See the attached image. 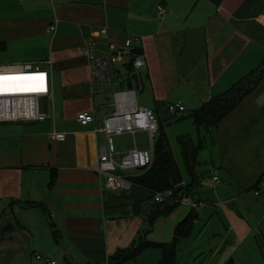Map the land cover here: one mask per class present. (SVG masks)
Returning a JSON list of instances; mask_svg holds the SVG:
<instances>
[{
	"label": "crops",
	"instance_id": "obj_1",
	"mask_svg": "<svg viewBox=\"0 0 264 264\" xmlns=\"http://www.w3.org/2000/svg\"><path fill=\"white\" fill-rule=\"evenodd\" d=\"M159 5L165 10L162 15ZM135 37L141 38L139 48L147 63L140 73V93L147 100L137 99V105L164 120L161 109L182 102L185 112L172 118L179 121L264 62V0H0V71H17L24 65L47 69L53 87L48 119L0 124V225H6V235L13 238L4 243L20 239L19 246L8 249L12 254L5 264H44L36 255L57 264L61 258L66 264V257L72 264H107L110 256L141 236L149 243L170 245L176 227L189 217H194L190 235L176 245L177 264L184 257L201 259L205 251L210 259L200 264L234 262L228 256L216 262L228 241L219 226L224 220L226 233L242 234L227 206L252 191L264 174V83L212 136L210 165L213 178H218L212 192L199 195L198 157L194 177L183 176L177 196L170 192L168 201L177 207L149 229L151 194L132 184L106 190L97 171L98 149L106 147V137L95 134L93 124L82 127L77 122L81 113L103 119L113 111L99 99L102 90L91 87L85 42L92 40L100 56ZM171 122L165 124L166 133ZM58 135L64 141H58ZM114 140L117 161L149 146L144 132L134 139L123 134ZM179 166L183 171V164ZM24 203L37 205L23 208ZM135 204H140L138 213ZM207 228L202 242L209 248L198 243ZM243 239L234 257L247 251L256 258L250 246L241 249L249 238ZM177 252L186 255L179 263ZM161 260V250L148 249L127 264Z\"/></svg>",
	"mask_w": 264,
	"mask_h": 264
},
{
	"label": "built area",
	"instance_id": "obj_2",
	"mask_svg": "<svg viewBox=\"0 0 264 264\" xmlns=\"http://www.w3.org/2000/svg\"><path fill=\"white\" fill-rule=\"evenodd\" d=\"M28 1V0H23ZM157 10L162 15L165 10L158 6ZM54 28H51L53 30ZM101 35L106 31L99 32ZM141 45V38L135 37L125 41L123 47L117 51L96 55L94 43L87 40L84 51L88 59V71L90 84L94 92L101 91L109 86H115L113 95V111L103 119L95 113H81L77 116V122L86 127L94 125V133H103L106 137V147L98 149V174L104 179V188L108 191L122 190L131 183L127 173L136 174L139 170L147 167L152 162L154 141L158 133V119L152 110L137 105V93L139 88L120 89L118 72L123 70L124 64L132 56L131 49ZM127 59V60H126ZM126 60V61H125ZM147 66L146 59L142 54L134 56L133 69L141 78V71ZM0 76L22 78L8 81V88L0 90V124L7 123H35L48 119L53 111V87L51 74L47 69L33 68L24 65L17 71L1 70ZM43 79H39V77ZM142 81V80H141ZM143 84V83H142ZM42 85V88H41ZM39 89V90H34ZM168 114L173 117L185 112L182 102L169 104ZM138 132H144L148 138V150L139 151L134 149L116 160L117 153L113 138L123 134H130L133 139ZM58 141H64L63 135L56 137ZM214 182L218 181L215 176ZM254 196L264 199V175L261 176L254 188ZM171 193H160L154 196L155 203H162L170 199ZM196 208V203L189 204ZM37 260L44 264H57L50 258L36 255Z\"/></svg>",
	"mask_w": 264,
	"mask_h": 264
},
{
	"label": "trees",
	"instance_id": "obj_3",
	"mask_svg": "<svg viewBox=\"0 0 264 264\" xmlns=\"http://www.w3.org/2000/svg\"><path fill=\"white\" fill-rule=\"evenodd\" d=\"M131 52L132 56L130 55V58L124 64L123 70L117 71L120 89H137L143 85L141 78L133 69L134 56L142 54V50L135 47L131 49ZM263 78L264 62L256 70L233 85L226 93L212 98L207 103L203 104L199 110L186 117H189L192 121L199 135V146H195L192 143V139L189 135L177 137L182 164L189 176L194 177V167L197 165L198 152L201 148V144L204 143L200 136L201 131L206 136L211 135L212 139L219 124L231 114L246 97L258 89ZM166 123H168L167 120L163 121L158 119V133L154 141L151 164L128 177V181L132 185L147 190L153 199L156 194L169 193L172 191H174L175 196H177V193L179 194V192H181L179 190L177 191V189L183 184V171L176 161L170 147L165 130ZM186 191L187 190L182 193V197ZM36 205L37 203H24L22 207L31 208ZM149 205L152 206L147 217L149 229L159 217L169 214L177 207L175 203L168 200L162 203L154 202ZM138 209H140V204H135V213H138ZM193 219L194 217H189L176 227L173 241L170 245L149 243L144 241L141 236L138 241L133 242L127 249L118 250L114 255L110 256L107 264H127L134 261L140 254L148 249H159L162 251V260L160 264H177L176 245L180 239L187 238L190 235ZM53 233L55 242L58 244L57 233L54 228ZM254 239L264 260V239L258 235L255 236ZM65 261L66 264H72L67 257ZM228 264L233 263L230 261Z\"/></svg>",
	"mask_w": 264,
	"mask_h": 264
},
{
	"label": "rangeland",
	"instance_id": "obj_4",
	"mask_svg": "<svg viewBox=\"0 0 264 264\" xmlns=\"http://www.w3.org/2000/svg\"><path fill=\"white\" fill-rule=\"evenodd\" d=\"M264 83V78L261 82V84ZM115 92V86H109L108 88L103 89L98 97L101 100L102 103L107 106L112 105L113 103V95ZM143 94V93H142ZM141 93H137V99L139 103H141L143 100H147L146 96L142 95ZM106 106V108H108ZM183 114V113H182ZM181 114V115H182ZM161 116L164 119L163 121L167 120L172 121L171 125L169 127V131L167 132L168 140L170 147L173 151V154L176 158V161L179 163V165H182V160L180 157V150L179 146L177 144V137L181 135H189L190 138L192 139V143L195 146H199V135L198 132L195 129V126L191 122V120L185 117V119L182 120H175L172 119L173 116L168 114L167 107L165 109H161ZM180 116V115H179ZM186 116V115H184ZM178 117V116H176ZM180 119V118H179ZM201 139L204 143L201 144V148L198 152V157H199V165L197 166V172L200 174L198 175L201 177V189L199 191V195L202 196H208L212 192V185H213V176L211 172V165L210 162L212 161L211 155H212V139L211 135L206 136L202 131H201ZM210 136V137H209ZM115 143V140H114ZM124 145L128 144V141H125L123 143ZM116 146V143H115ZM148 150V149H147ZM183 176L186 179L191 180V176H189L185 170L183 169ZM190 178H189V177ZM176 200V199H174ZM227 209L230 214L231 220L234 222L236 227L239 229V231L242 233H238L237 236H233L230 233H226L224 231V226L226 229H229V226L225 224L224 220H222V225L219 226V228H222L221 230V237L226 236L227 238V243L225 245V249L221 252V254L218 256L216 259V262L219 263L220 260L223 258H226L228 256L229 259H233V263L235 264H264V260L257 249V246L255 244L254 237L255 236H262L264 239V199L259 197L254 196V189L248 193H244L243 197L238 198L237 203H235L233 206L228 205ZM208 229H206L205 234L201 236V239L199 240L198 243H202V245H205V247L209 248V243H205L206 241L202 242L203 238L205 236H208ZM10 233V231L8 232ZM211 237V236H210ZM245 237H248V241L245 242L244 246L241 248L242 250L250 246L251 250L254 251L255 257L253 258L250 253L247 251H244L241 255L236 254L234 257V254L237 252V249H239L241 246L239 244V241H243ZM212 239V238H210ZM243 239V240H242ZM23 242L26 239H21ZM17 241V240H16ZM20 239L14 243V242H1L0 241V264H5L8 263V257L11 253L10 248H15L16 246H19L20 244ZM199 244V245H200ZM62 252H65V249H61ZM64 250V251H63ZM184 252V251H182ZM239 252V253H240ZM177 257H178V263L180 262V258L186 256V255H181L179 252H177ZM32 254V251L30 252ZM212 254V253H211ZM33 256V255H32ZM210 252L205 251V253H202V258L201 259H193V258H187L184 257L183 261L180 262L181 264H200L203 263L204 261H208L210 259ZM5 257V258H4ZM42 257V256H41ZM44 258H49V257H44ZM58 264H63V259H58L57 260Z\"/></svg>",
	"mask_w": 264,
	"mask_h": 264
},
{
	"label": "snow or ice",
	"instance_id": "obj_5",
	"mask_svg": "<svg viewBox=\"0 0 264 264\" xmlns=\"http://www.w3.org/2000/svg\"><path fill=\"white\" fill-rule=\"evenodd\" d=\"M22 78H17V77H6V76H0V90L8 88L10 85L8 84V81L12 80H18ZM39 79H43V77H39ZM42 88V85H41ZM34 90H39V89H34Z\"/></svg>",
	"mask_w": 264,
	"mask_h": 264
},
{
	"label": "water",
	"instance_id": "obj_6",
	"mask_svg": "<svg viewBox=\"0 0 264 264\" xmlns=\"http://www.w3.org/2000/svg\"><path fill=\"white\" fill-rule=\"evenodd\" d=\"M11 241L13 240V238L11 236H7L6 235V225H0V241ZM62 249V248H61ZM64 251V250H63ZM65 254H67V252H63ZM71 260V259H70Z\"/></svg>",
	"mask_w": 264,
	"mask_h": 264
},
{
	"label": "flooded vegetation",
	"instance_id": "obj_7",
	"mask_svg": "<svg viewBox=\"0 0 264 264\" xmlns=\"http://www.w3.org/2000/svg\"><path fill=\"white\" fill-rule=\"evenodd\" d=\"M8 231V230H7Z\"/></svg>",
	"mask_w": 264,
	"mask_h": 264
}]
</instances>
